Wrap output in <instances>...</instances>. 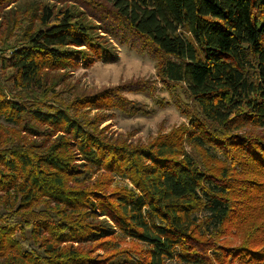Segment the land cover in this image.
Returning <instances> with one entry per match:
<instances>
[{"label": "trees", "instance_id": "trees-1", "mask_svg": "<svg viewBox=\"0 0 264 264\" xmlns=\"http://www.w3.org/2000/svg\"><path fill=\"white\" fill-rule=\"evenodd\" d=\"M115 42L183 89L187 123L101 127L147 83L58 98ZM0 59V264H264V0H0Z\"/></svg>", "mask_w": 264, "mask_h": 264}, {"label": "rangeland", "instance_id": "rangeland-1", "mask_svg": "<svg viewBox=\"0 0 264 264\" xmlns=\"http://www.w3.org/2000/svg\"><path fill=\"white\" fill-rule=\"evenodd\" d=\"M10 7L15 8L16 3L11 4ZM115 46H117L119 57L117 62L97 61L88 68L80 66L66 71L68 75H65L64 82L55 87L58 98L69 101L77 94L96 93L109 86L128 82L147 83L146 92L124 93L128 99L133 100L142 109L141 111L125 114L116 110L114 117L104 122L101 127L108 126L109 135L122 136L134 143H148L158 134L169 132L187 123L190 100L181 87H169L159 81L157 61L128 45L115 42ZM0 122L4 123L2 119ZM116 183L130 185L128 180H123L119 176L116 177ZM123 244L132 246L130 239H126ZM167 264L185 263L173 260Z\"/></svg>", "mask_w": 264, "mask_h": 264}]
</instances>
